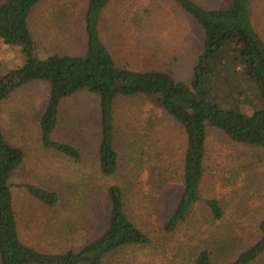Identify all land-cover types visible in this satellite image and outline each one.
<instances>
[{
	"label": "rangeland",
	"instance_id": "1",
	"mask_svg": "<svg viewBox=\"0 0 264 264\" xmlns=\"http://www.w3.org/2000/svg\"><path fill=\"white\" fill-rule=\"evenodd\" d=\"M193 1L223 9L231 2ZM86 7L87 0H42L36 5L28 18L35 55L40 59L53 54L83 56ZM249 9L264 42V0H249ZM99 34L119 68L163 71L186 84L203 52L200 28L171 0H113L101 14ZM237 50L230 46L218 55L214 94L220 107L250 115L263 103ZM23 60L19 47L0 40V75L21 66ZM47 96L45 85L28 84L0 105L4 136L24 151V160L9 181L23 243L45 253L79 249L91 235L103 230L105 192L113 184L125 190L126 213L152 244L128 246L105 264H192L194 255L202 250L210 252L212 264H224L258 240V225L264 220L261 152L209 129L200 195L217 200L223 218L214 221L208 209L196 203L177 230L166 234L161 231L159 216H168L180 189L185 148L180 126L142 98L117 99L114 116L119 168L115 176L103 177L96 163L98 98L81 91L60 104L53 138L79 150L81 160L75 163L41 144L39 120ZM144 163L161 175L157 183L153 180L155 186L148 183L154 175L149 180ZM24 184L56 192L58 205L50 209L37 203L17 187ZM253 264H264V254Z\"/></svg>",
	"mask_w": 264,
	"mask_h": 264
},
{
	"label": "trees",
	"instance_id": "2",
	"mask_svg": "<svg viewBox=\"0 0 264 264\" xmlns=\"http://www.w3.org/2000/svg\"><path fill=\"white\" fill-rule=\"evenodd\" d=\"M41 1L4 0L0 4V40L5 45L19 47L24 58L21 66L0 75V105L23 86L45 85L48 96L39 120L41 144L43 148L79 163L81 154L76 147L53 138L59 125L60 104L81 91L95 95L99 102L97 168L101 176L113 177L119 168L115 102L119 98L146 100L173 119L185 138L179 193L168 216H159L161 231L174 233L196 203L203 204L214 221H220L223 218L220 203L202 199L200 195L207 131H221L230 141L258 150L264 157V42L252 23L249 0H231L224 9L204 7L193 0H171L196 23L203 35V52L188 84L176 81L167 72L133 71L115 64L99 34L101 14L113 0H87L83 16L86 37L83 56L53 54L45 59L38 58L28 18ZM230 46L237 47V53L243 57L246 75L257 85L263 103L260 110L250 115L224 109L215 98V64L220 63L217 57ZM23 160L24 151L6 139L0 126V264H105L108 258L128 246L152 244L127 215V195L118 184L109 186L105 192L103 230L91 235L79 249L45 253L23 243L9 183ZM142 165L147 166L149 180L154 175L148 183L154 185L153 180L157 183L161 177L157 175V169L148 163ZM17 187L47 208L52 209L59 203V195L54 191L33 184ZM258 231L260 236L253 245L224 264L255 263L264 254V220L259 223ZM192 264H212L210 252H198Z\"/></svg>",
	"mask_w": 264,
	"mask_h": 264
}]
</instances>
